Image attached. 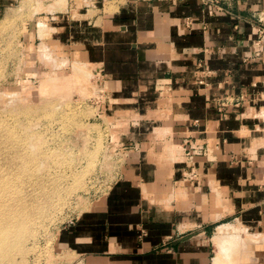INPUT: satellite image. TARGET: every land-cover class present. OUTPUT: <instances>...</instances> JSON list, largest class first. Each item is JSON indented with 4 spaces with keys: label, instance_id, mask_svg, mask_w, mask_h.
Wrapping results in <instances>:
<instances>
[{
    "label": "crops",
    "instance_id": "0c3cea01",
    "mask_svg": "<svg viewBox=\"0 0 264 264\" xmlns=\"http://www.w3.org/2000/svg\"><path fill=\"white\" fill-rule=\"evenodd\" d=\"M14 15L24 47L99 69L126 149L62 247L96 264H217L232 225L263 239L264 264V0H0V20Z\"/></svg>",
    "mask_w": 264,
    "mask_h": 264
},
{
    "label": "rangeland",
    "instance_id": "374dc122",
    "mask_svg": "<svg viewBox=\"0 0 264 264\" xmlns=\"http://www.w3.org/2000/svg\"><path fill=\"white\" fill-rule=\"evenodd\" d=\"M18 21L0 20V264H96L62 247L58 233L106 194L123 163L113 118L99 108L108 91L77 55L24 47ZM221 226L216 263L253 264L263 239ZM220 236L234 242L228 253Z\"/></svg>",
    "mask_w": 264,
    "mask_h": 264
},
{
    "label": "bare ground",
    "instance_id": "6f19581e",
    "mask_svg": "<svg viewBox=\"0 0 264 264\" xmlns=\"http://www.w3.org/2000/svg\"><path fill=\"white\" fill-rule=\"evenodd\" d=\"M81 73V72H80ZM79 74V73H78ZM80 76V75H79ZM4 236H7V234H4ZM236 236H238V235H236ZM236 236H232V237H235V238H238V240H240V238L241 237H236ZM7 240V238L6 237H1L0 236V248H4L5 247V244H4V242ZM235 240H237V239H235ZM219 241H221L222 243L221 244H223L224 243V249H223V252H224V254L225 253H228V251H230V249H229V246H227V245H232V247H233V243L234 242H228V241H226V240H222L221 238L219 239ZM3 244V245H2ZM231 248V247H230ZM232 249V248H231ZM227 255V254H226ZM234 256V255H233Z\"/></svg>",
    "mask_w": 264,
    "mask_h": 264
},
{
    "label": "built area",
    "instance_id": "2783aa9c",
    "mask_svg": "<svg viewBox=\"0 0 264 264\" xmlns=\"http://www.w3.org/2000/svg\"><path fill=\"white\" fill-rule=\"evenodd\" d=\"M263 30H259V37H258V39H257V44L259 45L260 44V40H261V35L263 34ZM95 73L97 74V75H100V71H99V69H96L95 70ZM101 76V75H100ZM226 105V102H222V103H220V107H223V106H225Z\"/></svg>",
    "mask_w": 264,
    "mask_h": 264
}]
</instances>
